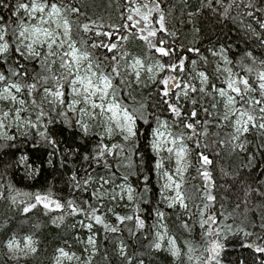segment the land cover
<instances>
[{
    "label": "snow or ice",
    "instance_id": "1",
    "mask_svg": "<svg viewBox=\"0 0 264 264\" xmlns=\"http://www.w3.org/2000/svg\"><path fill=\"white\" fill-rule=\"evenodd\" d=\"M243 6L247 22L240 20L238 23L264 46V0H247ZM0 8L9 9L10 5L6 0H0ZM124 9L121 10L118 26L97 23L69 0H16L7 18L0 15V152L7 155L5 149L16 147L17 137L12 134L13 129L22 136L37 129L36 135L44 143L55 146L58 142L49 126L61 118L66 128L79 132L82 138L90 133L98 137L91 151L84 148L80 152L73 151L71 155L82 159L89 167L95 164L105 170V174L101 175L98 169H94L97 175L94 177L89 173L82 181L76 174L72 175L74 187L88 193L87 199L80 203L75 198L62 202L53 198L51 192L34 196L24 193L29 199L21 201V211L28 214L42 206L45 214L61 213L57 220H63L65 214L83 217L77 220V224L87 229V239H75L85 244L84 252L91 249L89 257L81 258L75 252L60 247L55 257L56 264H64L65 261L68 264L73 261L76 264H92L91 257L98 252L96 226L103 228L105 239H108L109 233L113 236L122 234L124 228L121 226H126L127 222H133L137 230H144L146 222L139 213L141 204L152 202L149 198L152 193L150 177H144L143 190L137 191L129 183L133 173L129 171L120 176L117 173L122 160H130L131 155L139 151L140 127L147 125L148 132L144 135L150 133L149 147L153 155L143 153L141 160L148 156L151 164L147 170L157 177L160 196L157 203H163L173 211L182 210L187 215L189 197L181 191L185 175L189 169L195 168L204 181L201 186L204 189L202 207L196 205V211L189 215V220L198 215L205 246L198 248L194 243L185 241V250L182 251L176 238L169 235L167 225L159 223L152 226L156 229L152 250L167 251L178 264H183L182 256L186 258V264H220L223 241L232 232V226L212 227L219 223L213 214L217 199L210 170L213 161L199 149L201 137L209 135L212 122L209 117L213 113L201 104V100L211 98L214 101L212 109H217L222 103L223 114L217 119L231 124L234 129L232 141H241L251 128L264 131V59L258 62L251 52H246L245 59L250 63H239L237 66L241 71L238 72L232 67L233 61L227 54L230 48L221 46L219 50H210L214 61H209L199 54V49L193 48L188 51L195 52L199 59L188 60L175 55L172 48L165 47V42L158 38V33H166L167 28L165 15L156 0H126ZM224 14L228 15V8L224 9ZM77 34L81 35L80 40L75 38ZM130 36L147 48V61L141 56H132L126 50L122 42H127ZM101 49L104 51L100 52ZM32 62H38L41 72H35L34 68L30 70ZM145 75L147 81L144 80ZM133 81L136 84L144 82L145 86L148 82L156 85L160 111L167 113V118L162 119L160 114H155V127L142 110L143 105L130 111L123 101V88L129 87ZM94 127L102 128L103 132L93 133ZM173 128L179 131L173 132ZM116 135H120L133 150L130 155H122L126 153L125 145L109 143ZM189 142L195 147H190ZM235 148L245 151L243 142L237 143ZM164 153L166 158L162 155ZM62 156L68 158L63 153ZM193 156L195 163L191 159ZM109 157L114 158L115 169ZM29 159L21 155L17 163L29 168ZM125 167L131 168L132 165L129 163ZM118 180L123 183H118ZM97 184L99 187H95ZM90 186L92 191L89 193ZM116 188L120 189L119 193ZM253 190L257 195L264 196V191ZM125 194L128 204H135L132 214H121L115 207H107L103 216L99 214L104 207L101 201L105 199L117 201V207H127V204H120ZM12 201L15 202V197ZM155 215L157 222L165 220V212L159 208ZM182 227L191 234L187 222ZM128 231L131 236V229ZM237 231L243 232L245 237L253 235L243 228ZM258 241H264V235L243 246L258 254L260 264H264V243ZM37 243L31 236H26L21 245L12 236L4 247L10 259L19 260L22 256L35 253ZM116 247L127 260L124 240L119 239ZM127 264H132V261L127 260ZM139 264H144L143 260Z\"/></svg>",
    "mask_w": 264,
    "mask_h": 264
},
{
    "label": "trees",
    "instance_id": "2",
    "mask_svg": "<svg viewBox=\"0 0 264 264\" xmlns=\"http://www.w3.org/2000/svg\"><path fill=\"white\" fill-rule=\"evenodd\" d=\"M6 2L10 8H0V15L5 18L9 16L10 9L14 7L16 0H6ZM69 2L75 3L83 14L97 23H103L105 26L109 24L118 26L121 23V10L124 9L126 0H69ZM156 2L165 15L167 28L166 33H158V38L165 42V47H171L175 55L183 56L188 60L199 59L195 52L188 51L189 48H193L199 49V54L207 57L209 61H214L215 58L211 56L210 50H219L221 46H227L230 48L227 54L233 61L232 67L238 72L241 71L237 66L239 63L243 62L246 65L250 63L245 59L246 52H251L258 62L264 59V46L253 36L247 34L243 25L238 23L240 20L247 22V18L243 15L246 11L243 5L247 3V0H211V7H209V0H156ZM229 5L232 7L229 8ZM225 8H228L227 16L224 14ZM124 14H127L126 9H124ZM75 38L80 40L82 37L77 34ZM122 43L132 56H141L147 61V48L142 42L130 36L127 42ZM32 68L35 72H41L38 62H32L30 70ZM144 80L147 81V75L144 76ZM216 83L219 84V81ZM123 101L130 111L133 108L140 109L143 105L142 110L153 127H155V114H160L162 119L167 118V113L160 111L156 85L151 82L145 86L144 82L136 84L133 81L129 87L123 88ZM213 102L211 98L201 100V104L208 108L213 116L209 117L212 121L209 125V135L201 137L199 151L208 155L213 161L210 170L214 177L213 192L217 197L213 214L219 221L213 228L225 224L232 226V232L228 233L227 240L223 241L224 249L219 256L220 264H242V262L243 264H260L259 255L243 245L251 243L257 236L264 235V227H262L264 225V196L257 195L253 190L264 191V131L251 128L241 137V141H232L233 127L229 122L217 119L222 115L221 105L217 109H212ZM187 106L192 107L191 104ZM203 118V113H201V119ZM49 127L55 133L54 139L58 142L55 146L44 143L36 135L37 129H32L27 136H22L13 129L12 134L17 137L16 147L5 149L8 152L7 155L0 152V194H2L0 197V264H55L57 249L60 247L75 252L81 258L89 257L91 252V249L89 252H84L85 244L75 239V237H80L85 241L87 239V231L77 224V220L83 219L82 216L72 217L65 214L63 220H57L61 213L45 214L42 206L28 214L21 211L23 206L21 201L29 199L23 195L24 193L34 196L37 193L46 195L51 192L53 198L62 202L75 198L77 203H80L87 199L88 193L78 191L74 187L75 182L71 179L72 175L76 174L82 181L89 173L95 177L97 171L94 169H98L101 175L105 174L102 167L95 164L89 167L82 159L71 155L73 151L80 152L84 148L91 151L98 140L97 136L90 133L89 136L82 138L79 132L74 133L73 129L66 128L61 118ZM140 131L142 135L137 141L139 151L131 155L130 160H122L117 176L129 171L133 173L129 177V183L137 191L143 190L144 177H150L149 186L152 188V193L149 194V198L152 202L147 205L141 204L139 213L145 220L146 227L144 230H137L133 222H127L126 226H121L124 228L122 234L113 236L109 233L107 234L108 239H105L106 233L103 228L96 226L98 231L95 238L98 240V252L91 257L92 264H127V260H131L132 264H139L140 260H143L144 264H178L167 251H153L151 248L156 231L152 226L160 222L167 225L169 235L176 238L182 251L185 250V241L194 243L198 248L205 246L198 215L189 220V215L196 211V205L202 207L201 197L204 193L201 187L204 184L202 177L195 171V168L189 169L185 175L181 191L189 197L187 215L182 210L173 211L167 209L163 203H157L160 201L157 177L154 172L147 170L151 164L148 156L153 155L149 147L151 136L150 133L144 135L148 132L147 125H142ZM172 131L177 132L179 129L173 128ZM92 132H103V129L94 127ZM112 142L125 145L126 153L122 155H130L133 151L120 135L114 136L112 141H109V143ZM239 142L244 143L245 151L235 148ZM189 146L195 147L191 142ZM54 148L59 151H55ZM62 153L68 158L64 159ZM143 153H147L148 156L141 160ZM21 155L30 158L31 167L25 168L22 163H17ZM191 159L195 163V157ZM109 160L113 161L112 167L115 169L114 158L109 157ZM250 160L251 164H249ZM129 163L132 167H125ZM165 163H167L166 159ZM118 183H123V181L118 180ZM91 191L90 186L88 192ZM12 197H15L14 203ZM101 203L104 205L99 213L102 216L107 207H115V210L121 214H132L135 207V204H128L127 199L120 201L121 205L127 204V207H117V201L110 199H105ZM157 208L165 212L164 221L157 222L155 215ZM108 217L111 218V213ZM54 220L56 223H53ZM185 222L189 224L191 234L182 227ZM238 228H243L253 235L245 237L243 232L237 231ZM128 229L132 231L131 236ZM12 236L20 242H23L26 236H31L38 242L37 251L19 260L8 259L4 254V244ZM119 239L125 242L127 260L116 247ZM258 242L264 243V241ZM182 261L186 264V258L183 256Z\"/></svg>",
    "mask_w": 264,
    "mask_h": 264
},
{
    "label": "rangeland",
    "instance_id": "3",
    "mask_svg": "<svg viewBox=\"0 0 264 264\" xmlns=\"http://www.w3.org/2000/svg\"><path fill=\"white\" fill-rule=\"evenodd\" d=\"M221 105V112H222V114H223V106H222V103L220 104ZM233 129V128H232ZM233 131H234V129H233ZM122 138V137H121ZM162 155H164L165 157L167 156V154L166 153H164V154H162ZM182 189V188H181ZM109 191H111V189H109ZM115 191L117 192V193H119L120 192V189L119 188H116L115 189ZM174 194V193H173ZM125 199H126V194H125ZM161 223V222H160ZM159 224V223H158ZM212 227H214V225H212ZM85 229V228H84ZM86 231H87V229H85ZM161 231H162V229H161ZM24 241V240H23ZM21 243V245H23V242H20ZM4 254H5V256L8 258V259H10L9 258V256H8V253H7V249L4 247ZM31 255H33V253H30V254H28L27 256H31ZM58 255V254H57ZM56 255V256H57ZM27 256H22L21 258H24V257H27ZM10 260H14V259H10ZM55 264H56V261L54 262ZM65 263H68L67 261H65L64 262V264ZM72 263H76L75 261H73Z\"/></svg>",
    "mask_w": 264,
    "mask_h": 264
},
{
    "label": "water",
    "instance_id": "4",
    "mask_svg": "<svg viewBox=\"0 0 264 264\" xmlns=\"http://www.w3.org/2000/svg\"><path fill=\"white\" fill-rule=\"evenodd\" d=\"M157 3V2H156Z\"/></svg>",
    "mask_w": 264,
    "mask_h": 264
}]
</instances>
